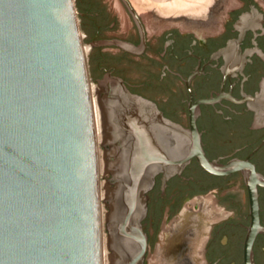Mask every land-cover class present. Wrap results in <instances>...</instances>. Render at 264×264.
I'll return each instance as SVG.
<instances>
[{"label": "water", "instance_id": "obj_1", "mask_svg": "<svg viewBox=\"0 0 264 264\" xmlns=\"http://www.w3.org/2000/svg\"><path fill=\"white\" fill-rule=\"evenodd\" d=\"M81 5L0 0V264H105V234L108 264H145L143 220L159 173L166 180L195 157L214 174H254L246 160H210L194 118L190 128L169 119L120 77L106 74L97 90ZM251 195L245 264H255L260 230L255 187Z\"/></svg>", "mask_w": 264, "mask_h": 264}, {"label": "flooded vegetation", "instance_id": "obj_2", "mask_svg": "<svg viewBox=\"0 0 264 264\" xmlns=\"http://www.w3.org/2000/svg\"><path fill=\"white\" fill-rule=\"evenodd\" d=\"M81 2L97 90L106 74L120 77L169 119L190 128L194 118L210 160H246L254 169L214 174L194 157L166 180L159 173L143 220L145 264L152 257L163 264L175 245L194 264H245L252 187L260 227L252 253L255 264H264V0H217L215 18L197 26L154 23L132 0Z\"/></svg>", "mask_w": 264, "mask_h": 264}, {"label": "rangeland", "instance_id": "obj_3", "mask_svg": "<svg viewBox=\"0 0 264 264\" xmlns=\"http://www.w3.org/2000/svg\"><path fill=\"white\" fill-rule=\"evenodd\" d=\"M133 3L154 23L166 25L169 22H180L182 24L197 26L214 19L217 0H132ZM123 22L128 21L124 11H120ZM103 146H101V152ZM102 182L105 178L102 177ZM105 211V210H104ZM106 212V211H105ZM106 235V234H105ZM175 245L170 252L171 255L162 260L163 264H194L191 258H187L185 250L178 249Z\"/></svg>", "mask_w": 264, "mask_h": 264}, {"label": "bare ground", "instance_id": "obj_4", "mask_svg": "<svg viewBox=\"0 0 264 264\" xmlns=\"http://www.w3.org/2000/svg\"><path fill=\"white\" fill-rule=\"evenodd\" d=\"M94 102H95V114H96V124H97L98 139H99V141H101L100 122H99V116H98V110H97L95 94H94ZM102 169L103 168H102V152H101V170ZM104 183L105 182H102V196H104V194H105ZM105 214H106V212L103 211V219L104 220L106 218ZM106 242H107V235H104V262H105V264H108V261H107L108 248H107Z\"/></svg>", "mask_w": 264, "mask_h": 264}]
</instances>
